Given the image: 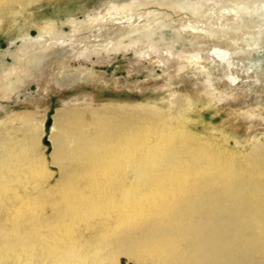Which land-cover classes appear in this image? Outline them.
<instances>
[{"label":"bare ground","instance_id":"bare-ground-1","mask_svg":"<svg viewBox=\"0 0 264 264\" xmlns=\"http://www.w3.org/2000/svg\"><path fill=\"white\" fill-rule=\"evenodd\" d=\"M68 21L85 46L64 44L52 21L36 36L25 34L8 51L12 62L0 64V98L21 103L20 93L35 82L36 94L26 98L39 109L53 74L63 72L71 77L66 87L102 81L135 88L93 68L122 52L128 75L146 70L147 83L164 94L140 110L168 108L169 116L161 130L139 129L140 120L122 115L115 129L85 121L65 131L53 115L51 170L39 149L45 114L34 122L32 110L6 112L0 128L18 138L24 127L34 153L23 164L22 139L0 151V264H264V131L251 132L264 121V0H127ZM162 46L172 56L158 62V74L144 47ZM79 59L91 66L71 64ZM189 92L229 108L245 128L244 137L225 123L201 135L202 145L211 133L232 137L224 155L200 153L199 144L197 152L183 148L185 130L168 122L197 110ZM187 169L196 177L182 189L175 178L187 177Z\"/></svg>","mask_w":264,"mask_h":264},{"label":"rangeland","instance_id":"rangeland-1","mask_svg":"<svg viewBox=\"0 0 264 264\" xmlns=\"http://www.w3.org/2000/svg\"><path fill=\"white\" fill-rule=\"evenodd\" d=\"M123 1L127 0H33L30 3H24L26 2V0H17V2L15 0H0V64L2 62L11 63L12 58L8 51L13 52L21 43L22 36H24L25 34H28L29 36L38 35V33L40 32V28L48 21L54 22V28L57 32L56 36H58L60 33L59 36L62 35L61 37L65 39L64 44H75V46L79 48L84 47L86 42L81 40L85 35L82 37L80 34L76 33V35L72 36V25L68 20H83L87 14L91 15L97 12H104L110 2ZM73 41H75V43H72ZM78 44L82 45L78 46ZM162 47L156 49L157 51L155 50V48H153V51L152 48L144 47L145 52L148 50L147 52H154L153 54L146 53L148 54L146 55L143 51L146 59L150 58V62L152 63L151 65L158 74H161V67L158 66V62H160L161 60L165 61L168 58L171 59L170 57L172 56L166 53V50L164 49V47ZM172 51L174 55L175 49H173ZM126 53V57H132L131 51L128 50V52ZM156 53L157 56L155 55ZM92 58L95 59V56H92ZM71 64L75 66H78L79 64L87 65L89 67L91 66L90 62L84 61L83 59H79V61L74 60L71 62ZM147 65L148 62H143V66ZM93 68L99 72L103 71L108 78H112V76L114 78L124 77V81L129 80V82L135 83L134 86L137 87H118L114 85V83L107 85L102 81H89L87 84L77 83L73 84L70 87H66L65 84L71 77H69L66 72L53 74L52 69L49 68L50 70L48 69V72L46 71V76L44 77L43 81H41L40 86H44L45 79L49 78L51 74H53L56 82H49L47 86V97L42 100L40 106L41 108L37 109L38 107H35L34 102L31 103V101L27 100L26 98V96L32 97L31 95H35L38 90L37 84L35 82H31L20 93V101L22 100L23 102L17 103L13 99L0 98V106H4L5 110H0V119L6 118V112H10L11 110H32L33 113L35 112L34 122H40L41 119H43V114H45V117L43 119L44 129L40 134L41 138L39 149H41L42 155L44 158H46L45 160L48 163L50 161V153L53 149L52 140L49 137L50 127L52 126L54 120L53 115H56L55 121L57 126L64 129L65 131H67L69 126L76 123L81 124L85 121H88L92 129H96L99 123H106L105 128H108L107 126H113L115 129V127L117 126L116 121L119 120L122 115L123 117H126L128 119L140 120V126L137 125L139 129H150L151 131L162 129L161 120H166L167 116H169V111L167 112L168 108L161 111H155L154 113L149 110L146 112L144 110L142 111L138 107L143 103L156 102L160 100L161 96L164 95L162 93H159L158 91H155L152 87V84L147 83L145 79V76L147 74L146 70L143 69L140 73L137 74L135 72H132L131 75H128L127 71H129L131 68L128 64V60L124 58L122 52L118 53L116 57H112V59L108 63H98L95 64ZM61 82L62 84H60ZM146 86L151 87L148 89L146 88ZM82 94H87L90 97L87 96L84 99L80 98L78 100L71 101V98ZM189 94L197 104V110H185L180 113L181 115H179L178 118H174L172 120L169 119L168 122L173 124L174 129L176 128L175 130H177L178 132L180 131L179 129L185 130L186 134L183 148L190 147L195 152H197L199 151L198 148H200L199 145H201L203 146V148L200 150V153H202V151L210 153V151L212 152L219 150V154L224 155L225 143L233 144L232 137H230L229 135H222V131L211 133L209 134V136L215 137L207 140L208 142H205L206 145H202L200 144V139H203L201 138V135L203 133L210 132L213 126H218L221 123H225V125H228V131L232 130L233 132H238L242 137H244L245 128L243 127L241 122L239 124H236V122L227 115L229 108H218L210 105L207 106V100L205 97H202V95H199L195 92H189ZM233 108L236 107H232L231 110ZM56 109L60 110L58 114H56L55 112ZM91 109L94 110H92L91 113H88L87 111H90ZM169 110H171V108ZM145 115H148L147 117H151V115L154 116L150 119L146 118ZM186 116L188 117L187 119ZM258 123H261L259 125L260 127L258 126ZM254 125H256L257 128H253L254 130H251L252 133L257 130L259 132L264 131V121H256ZM166 129L167 131H165V134L167 135L173 132V130H170L171 128H165V130ZM0 130L2 135L0 137V151L6 150L5 145H9L14 142L18 143V141L22 139L20 141V144L23 146L24 164L25 161H27V156L25 157V155H32L34 153L33 146L27 145V142H29L27 141L28 130H25V128L23 127V134L17 131V133H19V135H17L18 138L8 137L7 131L4 128H0ZM194 132L200 135V137H198ZM57 134L61 135V133L56 132L55 137H57ZM192 134L196 136H193ZM33 135L34 136H31L30 138L32 142L36 141L38 134L36 136V133L33 132ZM183 148L180 146L181 151L184 150ZM232 155L233 156L230 158L236 159L237 155L235 153H232ZM29 160L32 161L34 159L30 157ZM48 167L51 170H57V168L51 163L48 164ZM187 172H189V169L184 172L187 177H184V174L181 173L178 178H175V180L178 182L177 187H181L183 189L184 184H186L188 180L195 179L196 174ZM190 174H193V176H191Z\"/></svg>","mask_w":264,"mask_h":264}]
</instances>
